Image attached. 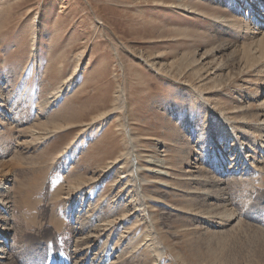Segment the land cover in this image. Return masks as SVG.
Returning <instances> with one entry per match:
<instances>
[{
    "label": "rangeland",
    "instance_id": "rangeland-1",
    "mask_svg": "<svg viewBox=\"0 0 264 264\" xmlns=\"http://www.w3.org/2000/svg\"><path fill=\"white\" fill-rule=\"evenodd\" d=\"M263 5L0 0V264H264Z\"/></svg>",
    "mask_w": 264,
    "mask_h": 264
},
{
    "label": "bare ground",
    "instance_id": "bare-ground-1",
    "mask_svg": "<svg viewBox=\"0 0 264 264\" xmlns=\"http://www.w3.org/2000/svg\"><path fill=\"white\" fill-rule=\"evenodd\" d=\"M263 7H264V5H263ZM262 9V8H261ZM263 10V9H262ZM264 11V10H263ZM263 24V27H264V23H262ZM59 93V92H58ZM53 95H55V94H53ZM252 99H257V97H253ZM264 107H262V109H263ZM263 122H264V120H263ZM264 126V125H263ZM263 128V127H262ZM257 129H259V127L257 128ZM239 131V130H238ZM258 131V130H257ZM256 131V132H257ZM129 138V137H128ZM131 148V147H130ZM128 149V148H127ZM131 150V149H130ZM127 161V160H126ZM204 161V160H203ZM253 161V160H252ZM107 164H109V163H107ZM124 164V163H123ZM157 166V165H156ZM134 167V166H133ZM244 170V169H243ZM1 174V173H0ZM2 175V174H1ZM1 175H0V196H2L3 195V190H4V188H3V183H2V177H1ZM4 175V174H3ZM5 186V185H4ZM137 187V186H136ZM139 187V186H138ZM7 190V189H6ZM5 193V192H4ZM140 193V192H139ZM3 197V196H2ZM136 197V196H135ZM140 198V197H139ZM1 201V200H0ZM143 202V201H142ZM140 203V202H139ZM6 206V205H5ZM2 207V206H1ZM138 207V206H137ZM99 213V212H98ZM114 215V214H113ZM9 221V220H8ZM7 221V222H8ZM6 222V221H5ZM106 222V221H105ZM95 224V223H94ZM110 225V224H109ZM83 228V227H82ZM86 234V233H85ZM87 237V236H86ZM82 238V237H81ZM81 238H79V239H81ZM86 239V238H85ZM129 240V239H128ZM80 242V241H79ZM129 242V241H128ZM127 243V242H126ZM92 244V243H91ZM1 249V248H0ZM4 249V248H3ZM3 249H1V251L3 250ZM87 249V248H86ZM89 249V248H88ZM82 250V249H81ZM78 251V250H77ZM3 252V251H2ZM120 253V252H119ZM0 254H1V252H0ZM2 255H4L5 256V254L3 253ZM2 257V256H1ZM94 257V256H93ZM110 257V256H109ZM3 259V258H2ZM120 260V259H119Z\"/></svg>",
    "mask_w": 264,
    "mask_h": 264
}]
</instances>
